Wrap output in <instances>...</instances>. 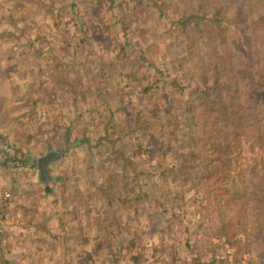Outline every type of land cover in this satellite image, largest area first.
Returning <instances> with one entry per match:
<instances>
[{"label":"rangeland","instance_id":"1","mask_svg":"<svg viewBox=\"0 0 264 264\" xmlns=\"http://www.w3.org/2000/svg\"><path fill=\"white\" fill-rule=\"evenodd\" d=\"M27 1L69 54L108 264H264V0Z\"/></svg>","mask_w":264,"mask_h":264},{"label":"crops","instance_id":"2","mask_svg":"<svg viewBox=\"0 0 264 264\" xmlns=\"http://www.w3.org/2000/svg\"><path fill=\"white\" fill-rule=\"evenodd\" d=\"M32 6L38 7L0 0V135L24 161L13 169L0 157V209L13 216L0 242V264H108L107 215L102 202L87 195L95 190L80 172L87 164L74 155L86 154L82 143L91 134L73 128L77 86L70 69L56 65L69 54L43 32L42 18L28 15ZM51 150L64 154L50 164L54 179L45 183L38 159Z\"/></svg>","mask_w":264,"mask_h":264},{"label":"built area","instance_id":"3","mask_svg":"<svg viewBox=\"0 0 264 264\" xmlns=\"http://www.w3.org/2000/svg\"><path fill=\"white\" fill-rule=\"evenodd\" d=\"M0 157L3 159L4 164L9 168L20 169L24 167V161L21 154L17 151L16 147L9 143L4 137L0 135ZM4 196L10 198L11 194L5 192ZM11 211L8 208L0 209V242L2 241L5 226L8 221L12 220Z\"/></svg>","mask_w":264,"mask_h":264},{"label":"water","instance_id":"4","mask_svg":"<svg viewBox=\"0 0 264 264\" xmlns=\"http://www.w3.org/2000/svg\"><path fill=\"white\" fill-rule=\"evenodd\" d=\"M63 154V150H51L38 159L40 178L45 183H48L49 181L54 179V177L50 174V164L56 163L62 157Z\"/></svg>","mask_w":264,"mask_h":264}]
</instances>
